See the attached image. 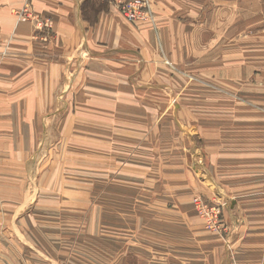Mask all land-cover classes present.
<instances>
[{
    "label": "rangeland",
    "instance_id": "obj_1",
    "mask_svg": "<svg viewBox=\"0 0 264 264\" xmlns=\"http://www.w3.org/2000/svg\"><path fill=\"white\" fill-rule=\"evenodd\" d=\"M31 1L33 23L22 19L24 5L16 18L31 21L35 40L48 39L51 22ZM197 2L202 31L188 34L200 41L166 51L157 42L150 82L136 73L138 90L121 84L117 92L95 82L69 107H45L43 133L27 151L12 139V152L0 154V264H181L189 244H210L213 234L227 241L225 213L243 219L237 200L252 197L246 205L264 210V0H220L219 42L207 0ZM147 3L148 17L136 22L154 23ZM111 5L117 0H89L82 19L92 25ZM247 51L251 59H242ZM4 111L0 128L10 125L4 115L25 114Z\"/></svg>",
    "mask_w": 264,
    "mask_h": 264
},
{
    "label": "crops",
    "instance_id": "obj_2",
    "mask_svg": "<svg viewBox=\"0 0 264 264\" xmlns=\"http://www.w3.org/2000/svg\"><path fill=\"white\" fill-rule=\"evenodd\" d=\"M25 1L0 0V110L4 114V108H25L24 115H12L16 119L4 115L10 122L0 128V154L5 157L12 152V139H20L14 145L25 146L24 152L29 139L38 138L39 133L42 135L45 107H69L78 98L92 94L95 82L108 83L115 92L121 84L129 85L131 91L133 87L138 90L141 85L136 86L132 81L136 73L142 76L147 73V82H150L156 74L157 42H162L166 51L170 42L200 41L189 39L188 31L192 26V29L202 31L199 27L204 19V16L198 18L204 5L197 0H148L149 9L156 15L154 23L127 22L117 7L111 5L106 11H97L96 21L91 25L84 17L82 19L83 13L81 16L82 6L89 0H32L34 12L49 19L53 32L48 39L42 33L37 36L40 39L35 40L33 24L18 21L15 15ZM217 1L205 2L206 10L212 15L211 33L216 32V36L211 37L212 42L220 41V0ZM223 5L227 11L234 12L230 1ZM192 10L196 13L190 19L175 13ZM260 27L264 36V22ZM261 39L264 41V37ZM242 55V59H251L249 51ZM257 57L264 63L263 57ZM251 65L252 62L250 66L242 67L244 73L251 74ZM206 134L203 127L202 135ZM261 136L259 139L264 138V132ZM6 139L10 141H4ZM260 198L264 199V195ZM250 199L254 198L237 200L232 207L238 208L240 203L244 205L240 206L243 219L236 217L235 221L232 211L225 213L229 228L226 242L213 234L210 244H204L203 239L200 243L189 244L193 247L191 257L188 260L186 254L180 263L264 264V227L254 221L264 219V210H251L256 206L246 205ZM0 217L6 215L0 212ZM180 242L186 240L182 238ZM183 245L188 246L187 243Z\"/></svg>",
    "mask_w": 264,
    "mask_h": 264
},
{
    "label": "built area",
    "instance_id": "obj_3",
    "mask_svg": "<svg viewBox=\"0 0 264 264\" xmlns=\"http://www.w3.org/2000/svg\"><path fill=\"white\" fill-rule=\"evenodd\" d=\"M117 7H118L120 14L123 16V18L127 22H130V23H135L138 20H143L148 17V14L146 15L147 9H148L147 0H117ZM22 15H23L22 19L24 20L31 17L30 10L27 5H24V7L22 8ZM28 20H31V19H28ZM44 24L49 28L51 27L47 23H44ZM219 205H217V208H215L217 212L216 214L217 219L219 215ZM204 220L206 221V226L212 229L210 226L207 225V218ZM213 230H216V229H213Z\"/></svg>",
    "mask_w": 264,
    "mask_h": 264
},
{
    "label": "trees",
    "instance_id": "obj_4",
    "mask_svg": "<svg viewBox=\"0 0 264 264\" xmlns=\"http://www.w3.org/2000/svg\"><path fill=\"white\" fill-rule=\"evenodd\" d=\"M101 10H103V9H100L99 11H101Z\"/></svg>",
    "mask_w": 264,
    "mask_h": 264
}]
</instances>
